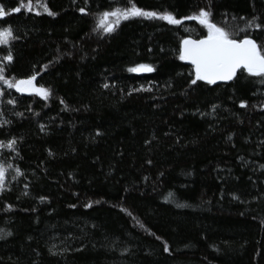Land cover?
Listing matches in <instances>:
<instances>
[{
    "label": "trees",
    "instance_id": "16d2710c",
    "mask_svg": "<svg viewBox=\"0 0 264 264\" xmlns=\"http://www.w3.org/2000/svg\"><path fill=\"white\" fill-rule=\"evenodd\" d=\"M0 3L5 78L50 92L0 88V264H264V76L192 84L180 59L202 10L264 53V0ZM133 4L157 16L98 26Z\"/></svg>",
    "mask_w": 264,
    "mask_h": 264
},
{
    "label": "snow or ice",
    "instance_id": "6c2138e0",
    "mask_svg": "<svg viewBox=\"0 0 264 264\" xmlns=\"http://www.w3.org/2000/svg\"><path fill=\"white\" fill-rule=\"evenodd\" d=\"M19 6L12 7L11 13H20L22 9L32 11L34 4L33 0H18ZM36 6H43L49 15L54 13L48 8L46 3L41 4V0H36ZM81 11H84L81 9ZM9 15L4 4L0 3V19ZM145 16L156 17V12L145 11L135 4L123 10L117 8L114 11H105L99 18L98 26L103 28L105 32L114 30L115 25L120 23L121 19H130L132 17ZM210 13L201 11L196 19H199L201 24L207 25L209 29L208 36L199 41L184 40L183 50L180 55L181 60H190L195 66V79L192 84H196L197 80L207 81L210 84H215L217 81H229L236 75L237 69L243 66L252 75L264 76V53L261 52L256 41L245 36L243 39H233L228 32L223 28L209 21ZM115 17L114 23H109L108 18ZM160 19H164L173 24H178L181 21L177 20L172 14L160 15ZM256 27H261L256 24ZM14 38V32L11 26L0 29V44H7ZM5 59L9 62L13 60L11 54ZM154 69L150 65H137L129 69L131 72H151ZM5 69L0 68V80H3L8 87L16 88L20 92H35L38 95L48 98L50 92L43 86H36V75H31L26 79H20L13 83L4 76ZM107 87V85H105ZM243 106V105H242ZM16 141L11 140L6 145L12 148ZM20 170L17 169V172ZM6 177V169L0 166V187L3 186ZM169 193V197H171ZM90 207L91 205H87ZM2 238V237H0ZM167 251L168 249L165 248Z\"/></svg>",
    "mask_w": 264,
    "mask_h": 264
},
{
    "label": "water",
    "instance_id": "95a60500",
    "mask_svg": "<svg viewBox=\"0 0 264 264\" xmlns=\"http://www.w3.org/2000/svg\"><path fill=\"white\" fill-rule=\"evenodd\" d=\"M206 37H202V38H192V37H189V38H186V39H188V40H192V41H199V40H203V39H205ZM185 39V40H186ZM251 39V38H250ZM183 47H184V45H183V43H182V50H183ZM186 61V63L188 64V65H190L192 68H193V70H194V72H195V66L191 63V61L190 60H185ZM241 70H247L246 68H244L243 66H241L240 68H238L237 69V72H236V74L239 72V71H241ZM136 73H144V72H136ZM235 77V76H234ZM233 77V78H234ZM233 80V79H232ZM232 80H229V81H217L214 85H216V84H228V83H230ZM207 82V81H206Z\"/></svg>",
    "mask_w": 264,
    "mask_h": 264
},
{
    "label": "rangeland",
    "instance_id": "374dc122",
    "mask_svg": "<svg viewBox=\"0 0 264 264\" xmlns=\"http://www.w3.org/2000/svg\"><path fill=\"white\" fill-rule=\"evenodd\" d=\"M1 45V44H0ZM5 61H7L6 59H5V57H1L0 56V68H1V66L5 63ZM18 81V80H17ZM15 83V82H14ZM5 83H4V81L3 80H0V88L2 87V85H4ZM5 85H7V84H5ZM37 87H40V86H38V85H36ZM14 88V87H13ZM17 92H19V93H23V94H34L35 92H20V91H18L16 88H14ZM37 94V93H36ZM5 180V179H4ZM3 184H4V182H3Z\"/></svg>",
    "mask_w": 264,
    "mask_h": 264
}]
</instances>
